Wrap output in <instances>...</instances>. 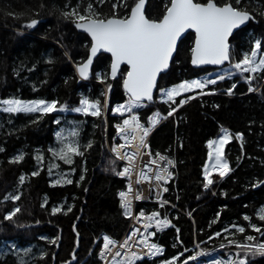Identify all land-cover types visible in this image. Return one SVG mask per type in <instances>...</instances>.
Segmentation results:
<instances>
[{"label":"trees","instance_id":"obj_1","mask_svg":"<svg viewBox=\"0 0 264 264\" xmlns=\"http://www.w3.org/2000/svg\"><path fill=\"white\" fill-rule=\"evenodd\" d=\"M135 2L126 0L128 6ZM216 2L223 4L226 0ZM228 2L246 9L258 22L235 34L233 59H240L249 50L252 37L262 40L264 51V16L259 15L264 10L255 6L264 0H241L239 5L235 0ZM89 3L105 15L113 11L124 15L130 10L123 6L125 0H105L103 4L97 0H0V100L44 99L58 101V107L66 104L74 108L82 98L98 99L103 112L99 118L71 111L53 112L40 118L36 113L0 111V149H3L0 151V264H64L72 259L77 240L74 264H98L102 236L119 239L128 227L117 198V191L124 186L116 175L121 164L106 149L107 123L111 141L114 124L124 119L114 112L124 102L123 77L119 75L116 80L106 77L111 61L100 56L93 67L92 79L80 82L73 65L77 67L86 61L89 39L60 14L66 4L79 5L83 13ZM113 3L117 5L115 9ZM167 3L168 0H148L146 16L159 19ZM31 19L39 22L34 28H27ZM193 44L192 34L180 43L170 70L160 80L155 103L135 109L142 122L147 123L149 115L156 112L166 117L170 108L178 107L180 99L193 95L177 97V104L165 103L160 88L199 77L214 78L229 67L192 69ZM49 59L54 63H47ZM101 78L105 83L100 82ZM233 83L237 86L229 96L226 89ZM109 84L112 90L107 100ZM249 87L255 91L250 92ZM205 91L214 94L201 96L179 109L151 136L152 153L162 152L175 163L164 199L180 212L170 206L139 205L138 209L146 213L157 211L170 217L175 228L156 239L167 248L165 259L138 264H164L173 258H178V264L184 263L191 257L194 233L204 250L228 241H247L248 235L255 239L264 237L261 235L264 221L257 218L259 210L264 208V185L256 188L264 180V73L255 74L251 84L236 74L209 85ZM56 119L61 121L59 125L54 122ZM74 130L79 133L77 137L71 135ZM224 130L232 136L224 148L231 170L212 195L203 186L207 145L209 140H218ZM57 132L62 133L66 142L79 145L82 155L73 156L71 164L59 160L50 151L63 146ZM238 133L243 134L242 140L237 138ZM89 143L91 148L87 147ZM18 155H23V161L13 163ZM37 156L43 159L37 160ZM33 171L39 175L32 176ZM21 175L25 176L23 185L19 184ZM68 179L72 180L71 184L55 183ZM16 193L21 199L15 205L5 201L6 195ZM14 206L21 207V213L13 221H4V214ZM53 207L60 211L52 214ZM189 213L195 226L184 215ZM253 224L261 232H254ZM233 225L245 227V232H238ZM247 261L264 264V255L249 254Z\"/></svg>","mask_w":264,"mask_h":264},{"label":"snow or ice","instance_id":"obj_2","mask_svg":"<svg viewBox=\"0 0 264 264\" xmlns=\"http://www.w3.org/2000/svg\"><path fill=\"white\" fill-rule=\"evenodd\" d=\"M97 2L103 4L105 0H97ZM235 3L239 5L241 0H235ZM116 6V3L112 4L113 9ZM123 6L130 8L124 15H119L114 11L111 15H105L97 11L92 3L87 4L83 13L80 11L79 5L69 6L67 4L60 13L65 20H70L76 29L81 30L90 37L88 44L89 55L85 62L78 64L76 67V72L80 79H89L90 66L93 64V58L98 57V54L101 56L104 53L110 54V71L105 76H110L112 80H116L121 65L127 66L125 72H121L120 75L123 77V89L128 94V102L114 109V112L118 113L121 117H124L126 113H133L134 109L144 107V101H153V92L158 87V79H163L162 74H167L170 61L177 50V42L182 34L188 30H192L195 33V45L191 49L190 62L192 65L223 66L227 64L229 67L222 69L214 78L183 80L171 87L160 88L161 96L166 98L164 100L165 103L177 104V97H181L185 93H193V95L179 100L178 107H182L189 100L196 99L197 94H214L213 92H206L205 89L209 85H216L218 81L231 79L234 75L239 74L246 82L251 84L255 74L264 73V51H262V40L260 38H250L249 50L244 51L240 59H233L230 38L233 37L234 30L239 29L249 21H253L255 17L244 8L234 7L228 0L223 4H218L216 0H206V2L168 0V3L163 5V13L159 19L146 17L144 13L145 0H136L133 6H128L125 0ZM259 15L264 16V12H260ZM38 22L36 19H31L26 27L34 28ZM65 55L67 56L68 53L65 52ZM47 63L52 64L54 61L49 59ZM100 82L105 83V79L101 78ZM236 86L233 83L226 89V94L232 95ZM110 90L111 85L109 84L108 91ZM197 90H199L198 93ZM248 90L250 92L255 91L252 87H249ZM58 104V101L49 102L44 99L25 101L11 98L0 100V105L3 106L0 108V111L9 114L36 113L39 114L40 118L53 112L68 111L97 118L103 114L101 101L98 99L82 98L79 101V106L74 108H69L66 104L58 107ZM178 107L170 108L166 117H161L159 113H156L149 118V126L147 127L140 122L139 117L135 114L129 115L115 126L123 143L114 146L111 151L115 153L118 159L128 162L127 167H124L122 171L116 172V175L129 179L128 191H121L119 193L120 207L124 210L126 217L133 218L131 186V180L134 175L133 161L137 157L144 155L151 157L153 155L147 140L148 136L161 119L173 116ZM36 122V120H33V123ZM54 122L57 125L61 123L59 119H56ZM71 135L72 137H77L79 133L74 130ZM56 136L63 146L55 150L50 149L53 156L66 164H71L73 156L82 155L78 143L66 142L61 132H57ZM237 138L242 140L243 134L238 133ZM231 139V134L227 130H224L223 136L218 140L208 141L209 165H206L204 168L205 183L203 186L205 189L209 188L214 182L211 178L213 171L218 170L219 176L223 177L231 170L227 160L224 159V146ZM87 147L91 148L92 144L89 143ZM214 148L215 151H213ZM121 149L126 150L122 152ZM0 151H3V149H0ZM155 155L159 157V161L150 159L145 167L149 171L154 172V178L157 181L158 187L160 181H168L172 175L169 167H174L175 163L173 160L160 155V153H156ZM23 159V155H18L14 157L12 162L19 163ZM42 159L43 157L37 156V160ZM161 161L166 162L168 167H161ZM152 164L157 165L156 170L149 167ZM31 175L38 176L39 172L33 171ZM152 178L147 172L141 171L137 183L151 181ZM80 179L82 180L83 176ZM24 182L25 176H19V184L23 185ZM55 183L71 184L72 180H57ZM163 190L166 192L168 189L164 188ZM134 198L140 200L142 197L140 194H136ZM4 199L5 201L13 202L15 205V202L20 201L21 195L19 193L8 194ZM164 203H167V201ZM21 211V207L14 206L4 214L3 220L13 221L14 217L21 213ZM58 211L60 209L55 207L51 209L52 214ZM68 211H71V208ZM189 215L191 214L189 213ZM158 217H160V213L157 211H153L147 216L143 211L139 212V216L135 218L138 223L143 218L144 234L138 236L141 230L139 228L134 229L130 233V236L125 239L124 243L120 245L121 248L126 249L123 260H113L112 264H137L138 261L144 260L145 257L155 258L163 253L162 247L154 242H149V236H155L156 233H149L147 230L155 227L156 231H161L173 225L167 218L158 219ZM257 218L260 221H264V208L259 210ZM244 219L249 220V217L245 216ZM233 227H236L240 233L245 232V227H237L235 225ZM225 230L227 231V229ZM252 230L254 232H261L260 227L255 224L252 225ZM177 231L179 230L177 229ZM216 235L219 236L220 233L218 232ZM261 235L264 236V233H261ZM133 237L137 239L133 240ZM246 239L252 242L255 238L252 235H248ZM232 243L237 249H240L235 254V258L223 261L214 260L212 264H247V256L249 254L253 256L264 255V243L257 244L255 247L251 244H241L235 241H232ZM136 244L142 246L139 253L133 251V247ZM115 246L116 241L110 239L108 236L103 237V249L99 252V257L101 260H105V264H108L105 259L106 255L111 254ZM71 255L72 260H76L75 252ZM115 255L120 256L122 253L116 251ZM177 259L165 260L164 264H177ZM68 264H71V261ZM185 264H187V261H185Z\"/></svg>","mask_w":264,"mask_h":264},{"label":"built area","instance_id":"obj_3","mask_svg":"<svg viewBox=\"0 0 264 264\" xmlns=\"http://www.w3.org/2000/svg\"><path fill=\"white\" fill-rule=\"evenodd\" d=\"M75 68H76V66H75ZM123 98H124L125 103L127 104V102H128V94L127 93H123ZM200 98H201V95H197L196 99L189 100L182 107H179V109L185 107L190 102H192L194 100H197V99H200ZM179 109L174 113L173 116L176 115V113L179 111ZM105 111H106V109H105ZM133 114H135L134 111H133V113L128 114L125 118H127L129 115H133ZM155 114L149 115V117L147 118V124H148L149 118H151ZM173 116L167 117L166 119H161L160 120L159 124L153 129V131L150 133V135L147 138L149 145H150V139H151L152 134L163 123H165L167 120H169ZM121 122H117V123L114 124V126H113L114 134L112 136L111 141H109V138H108V123H107V127H106V130H107L106 149H107L109 155L115 161H117L118 163L121 164V170L120 171H122L124 167L128 166V162L126 160L118 159L116 157L115 153H113L111 151V149L114 146H116V145H118L120 143H123V141L120 139V135L117 133L116 127H115L116 124L121 123ZM140 122L143 123L141 120H140ZM143 124L146 127L148 126L145 123H143ZM126 148H127V146H126ZM125 150L126 149H121L122 152L125 151ZM150 151H151V146H150ZM158 153H160V155H162V156L167 157L168 159H171L170 157H168L166 154H164L162 152H158ZM150 159L159 161V157H157L155 154H153L151 157H149L147 155H144V156H141V157H137L133 161V172H134V175H133L132 180H131L132 195H133V205H132V217L133 218L126 217L124 215V210L122 209L123 216L128 220V227H127L126 231L123 233V235L119 239H113L110 236H108L110 239L116 241V246H115V248L112 249V253L111 254H107L106 257H105V259L107 260L108 264H112L113 260H115V261L123 260L124 255L126 254V249L121 248L120 245H122L124 243L125 239H127L130 236V233L134 229L139 228L141 230L140 233L138 234V236L144 234L145 230L143 229V218H141L140 222L138 223L137 219L135 217L139 216V212L140 211H143L146 216L150 215L151 213H146L144 209L139 210L138 209L139 205H144L145 206V205L153 204V205H158V206H162V205L163 206H170L172 209H174L176 211H179V209L175 205L169 203L168 201H167V203H164L166 200L164 199L165 191L163 189L166 188L171 176L169 177L167 182L160 181L159 182V186L157 187V181L154 178V172L149 171L148 168L145 167V165L147 164V162ZM160 165H161V167H168L166 162H163V161L160 162ZM149 167L151 169H153V170L157 169V165H155V164L149 165ZM171 170H172V167H169V171L170 172H171ZM141 171H145V172H147V174L149 176H152L153 177L152 180L151 181H142V182L137 183V180L139 179V174H140ZM229 173H227V175ZM227 175H225L223 177H220V179H217L216 182H213V184L210 185L209 188H207L206 190L211 192L212 195H215L216 192H217V188L220 187V185L225 180ZM119 178L122 179L123 183H124V186L117 191V198L120 201L119 193L121 191H125V192L128 191L129 179L127 177H121V176H119ZM204 183H205V181H204ZM136 194H140L142 198L140 200H136L134 198ZM184 215H186L187 218L190 219L192 221L193 225L195 226V220L192 217V214L191 215L184 214ZM164 218H167L171 222V224L173 226L164 228L161 231H156L155 227L150 228V229L147 230L149 233H151V232H155L156 233L155 236H149V242H154L157 245H159L160 247H162L163 248V253L160 256L155 257V258L145 257L144 260L138 261L137 264L140 263V262H143V261L152 262V261L161 260V259H165L166 258V255H167L166 246L158 243L156 239H157L158 235H160L162 233H165V232L175 228V226H174V224H173V222H172L170 217L162 216V215H160V217H158V219H164ZM104 236H107V235H104ZM104 236H102V238H101V248H100L99 252L103 249V237ZM132 239L135 240L137 238L133 237ZM235 242L236 243H241V244H251L253 247H255L257 244L264 243V237H261V238L259 237L258 239H254L252 242H249V241H244V242L235 241ZM110 247H112V246H110ZM141 247H142L141 245L136 244V246L133 247V251H136L137 253H139L140 250H141ZM116 251H120L122 253V255L116 256L115 255ZM238 251H240V249H237L235 247V245L232 243V241H228V242L222 243L220 245L214 246L213 248H211L209 250H204L201 247V245L198 242V240H197L196 233H194L192 254H191V257L188 258L186 261H187V264H212V262L214 260H222L223 261V260H227L229 258H235V254ZM99 252H98V255H97L98 264H105V260H101L100 259ZM242 255H243V253H242ZM193 257H195V259H193ZM177 264H178V261H177ZM182 264H185V262L182 263ZM247 264H248V261H247Z\"/></svg>","mask_w":264,"mask_h":264},{"label":"water","instance_id":"obj_4","mask_svg":"<svg viewBox=\"0 0 264 264\" xmlns=\"http://www.w3.org/2000/svg\"><path fill=\"white\" fill-rule=\"evenodd\" d=\"M147 4H148V0H145V6H144V13H145V15H146ZM146 17H147V16H146ZM252 22H253L254 24H258V22H257L256 19H254L253 21H249V22H247L245 25H242L239 29L234 30L233 37L235 36L236 33H238L239 31H241V30H243L244 28H246L247 26H249L250 23H252ZM73 27H74V29H75L78 33L85 35V36L90 40V37H88L86 33H83L81 30L76 29L74 25H73ZM189 34H192V35L194 36V44H193V47H194V45H195V33H194L192 30H188L186 33L182 34V36L179 38V40H178V42H177V50H178V47H179L180 43H181V42L185 39V37H186L187 35H189ZM233 37L230 38L231 46H232ZM177 50H176V52H174V54H173L172 60L170 61V67H169L168 71H169L170 68H171V65H172V62H173V60H174V58H175V56H176ZM100 56H101V55L98 54V57L93 58V64L90 66V70H89V79H88V80H82V79L79 78V81H80V82H88V81H90V80L92 79V76H93V73H92V72H93V67H94V65H95L96 60H97ZM102 56H107V57L110 58V54H109V53H104ZM190 61H191V58H190ZM190 66L192 67V69H194V70H198V69H222V68H224V67H226V66H228V65L225 64V65H223V66H215V65L194 66V65H192L191 62H190ZM126 67H127L126 65H121V68H120V71L118 72L117 78H118V76L120 75L122 69H123V68H126ZM168 71H167V73H168ZM77 75H78V73H77ZM162 75H164V74H162ZM78 77H79V76H78ZM117 78H116V79H117ZM110 79H111V78H110ZM160 80H161V79H158V85H159V83H160ZM122 89H123V84H122ZM157 89H158V87H157ZM157 89L154 90V92H153V101H151V102L144 101V102H143L144 104H147V105H153V104L155 103V95H156ZM111 90H112V87H111ZM111 90L107 92V100H108V97H109V94H110ZM123 92H125L124 89H123ZM262 185H264V180H263V181H262V182H261L256 188H259V187H261ZM78 245H79V241L77 240V242H76V249H75V251H74L75 254H76L77 251H78ZM71 257H72V256H71ZM70 261H71V264H74V263L76 262V260L73 261L72 259H71ZM64 264H68V262H67V263H64Z\"/></svg>","mask_w":264,"mask_h":264},{"label":"rangeland","instance_id":"obj_5","mask_svg":"<svg viewBox=\"0 0 264 264\" xmlns=\"http://www.w3.org/2000/svg\"><path fill=\"white\" fill-rule=\"evenodd\" d=\"M255 6H256L258 9H263V10H264V2H262V3H256ZM73 67H74V69L76 70L75 65H73ZM196 79H206V77H204V78L199 77V78H196ZM198 91H199V90H197V92H198ZM107 92H108V90H107ZM185 94H188V93H185ZM185 94H183V95H185ZM189 94H190V93H189ZM2 107H3V106L0 105V108H2ZM134 111H135V109H134ZM223 134H224V132L221 134L220 137H222ZM220 137H219V138H220ZM226 144H227V143H226ZM226 144H225V145H226ZM224 148H225V146H224ZM213 151H215V148L213 149ZM224 159H225V157H224ZM207 165H209V160H208V162H207ZM229 172H230V171H229ZM229 172H228V173H229ZM218 174H219V173H218V170L212 172V179H213L214 182H216L217 179H220V176H219ZM226 175H227V174H226Z\"/></svg>","mask_w":264,"mask_h":264}]
</instances>
